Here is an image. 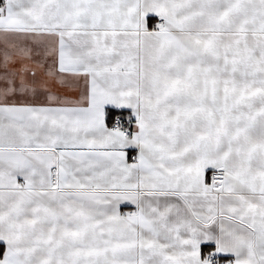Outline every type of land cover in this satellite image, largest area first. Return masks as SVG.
<instances>
[{"label":"snow or ice","instance_id":"6c2138e0","mask_svg":"<svg viewBox=\"0 0 264 264\" xmlns=\"http://www.w3.org/2000/svg\"><path fill=\"white\" fill-rule=\"evenodd\" d=\"M0 264H264V0H0Z\"/></svg>","mask_w":264,"mask_h":264}]
</instances>
